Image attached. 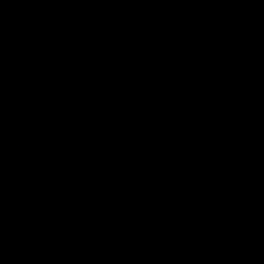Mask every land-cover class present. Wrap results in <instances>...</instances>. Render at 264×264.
<instances>
[{"label": "water", "instance_id": "obj_1", "mask_svg": "<svg viewBox=\"0 0 264 264\" xmlns=\"http://www.w3.org/2000/svg\"><path fill=\"white\" fill-rule=\"evenodd\" d=\"M0 264H264V0H0Z\"/></svg>", "mask_w": 264, "mask_h": 264}]
</instances>
